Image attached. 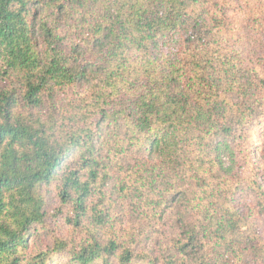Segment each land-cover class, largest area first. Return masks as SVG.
<instances>
[{"label": "trees", "instance_id": "obj_1", "mask_svg": "<svg viewBox=\"0 0 264 264\" xmlns=\"http://www.w3.org/2000/svg\"><path fill=\"white\" fill-rule=\"evenodd\" d=\"M256 125L264 0H0V264H264Z\"/></svg>", "mask_w": 264, "mask_h": 264}, {"label": "rangeland", "instance_id": "obj_2", "mask_svg": "<svg viewBox=\"0 0 264 264\" xmlns=\"http://www.w3.org/2000/svg\"><path fill=\"white\" fill-rule=\"evenodd\" d=\"M252 140L254 141V144L257 146L258 151L256 153V159L259 164V167L264 171V126H257L252 131ZM261 222H259L260 224ZM55 224L52 223V227L54 228ZM59 235L62 237L70 240H76V237L72 238L71 234L68 233V231L64 230L63 232H60ZM52 244V238L48 237L47 235H39L36 237H32L30 241V247H29V253H34L35 251H41L47 249ZM51 264H65V261L60 258H55Z\"/></svg>", "mask_w": 264, "mask_h": 264}]
</instances>
